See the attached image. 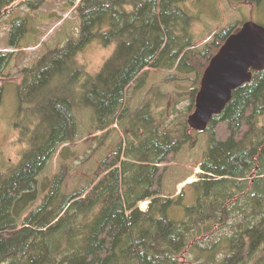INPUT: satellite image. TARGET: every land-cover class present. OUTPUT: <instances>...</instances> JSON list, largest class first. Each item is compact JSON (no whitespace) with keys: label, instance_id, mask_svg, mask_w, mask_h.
<instances>
[{"label":"trees","instance_id":"16d2710c","mask_svg":"<svg viewBox=\"0 0 264 264\" xmlns=\"http://www.w3.org/2000/svg\"><path fill=\"white\" fill-rule=\"evenodd\" d=\"M17 1L0 0V22ZM45 1L22 3L35 11ZM65 1L79 14V34L20 70L15 126L19 141L28 146L14 166L0 164V264H264V70L254 71L251 82L234 90L209 124L202 173L191 184L196 200L190 205H184V193L177 199L162 196L165 164L194 144L200 132L187 118L169 117L170 96L160 89L152 90L136 111L127 109L128 92L146 86L151 68L202 77L243 23L222 28L200 47L195 26L208 10L215 12L213 2ZM229 1L238 8L242 0ZM248 1L264 12V0ZM29 18L10 22L9 45H21ZM95 41L115 49L92 73L80 55ZM12 56L0 50V106L1 79ZM198 91L190 94L189 110ZM77 108L93 111L98 130H110L126 118V147L121 143L110 152L88 183L71 193L64 190L69 167L62 163L41 203L20 224L16 201L34 189L59 148L79 135ZM72 155L63 149V159ZM140 199H151L148 210L138 207ZM178 206L186 212L180 220L170 214Z\"/></svg>","mask_w":264,"mask_h":264},{"label":"rangeland","instance_id":"374dc122","mask_svg":"<svg viewBox=\"0 0 264 264\" xmlns=\"http://www.w3.org/2000/svg\"><path fill=\"white\" fill-rule=\"evenodd\" d=\"M23 1L19 0L13 6L11 5L12 7L10 6L9 10L5 11V16L0 22V50L13 52L10 66L6 70L8 75L3 80L5 95L0 106V157L3 161L0 164L8 162L11 166L19 162L28 146L19 141V131L15 126L20 70L25 66H32L47 51L61 47L70 38L77 36L81 22L75 6L65 0H46L43 6L35 11L29 10V7L22 3ZM206 1L210 6L213 2L216 7L215 12L208 10V14L203 16L195 26V31L200 35L197 40L200 47L211 42L216 32L236 22L244 23L253 19L264 24L262 7L254 6L251 1L238 2V8H234L229 0ZM24 15L30 17V30L21 40V45L13 47L9 45L10 22ZM114 49L115 45L105 47L95 41L80 55V60L90 72L96 73ZM201 79L202 77H199L196 72L179 73L176 69L151 68L146 86L137 92H128L127 109L129 113L136 111L150 97L152 90L160 89L162 93L170 96L166 104L169 117L171 119L187 118L188 121V115L195 108L194 104L190 110L188 109L192 104L190 94L193 88L200 89ZM172 105H174L173 108ZM155 110L156 114L160 113V107L156 106ZM74 113L79 124V135L74 141L59 148L46 169L35 179L34 189L23 193L16 201L14 214L20 224L31 210L41 203L51 187L54 176L60 171L62 163L69 167L64 190L66 193H71L75 189H82L88 183L93 171L100 166L110 152L117 149L121 143L124 149L126 147V132L123 129L126 118L118 119L110 130H98L93 124L91 109L77 108ZM196 136L197 140L194 144H186L173 161L165 164L162 196L177 199L184 193V205L193 204L196 200L191 184L200 179L201 164L207 151V132H200ZM64 148L70 149L73 153L71 158L63 159ZM125 159L123 154L122 160ZM143 200L148 202L146 208L140 203ZM150 200L140 199L137 205L145 210L150 205ZM170 214L174 219H183L186 215L185 207L178 206Z\"/></svg>","mask_w":264,"mask_h":264},{"label":"water","instance_id":"95a60500","mask_svg":"<svg viewBox=\"0 0 264 264\" xmlns=\"http://www.w3.org/2000/svg\"><path fill=\"white\" fill-rule=\"evenodd\" d=\"M261 70H264V25L250 19L227 38L206 68L195 109L188 117L190 128L207 131L213 117L222 113L231 101L234 90L251 82L254 71Z\"/></svg>","mask_w":264,"mask_h":264}]
</instances>
